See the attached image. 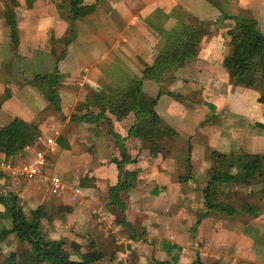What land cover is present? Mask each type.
Segmentation results:
<instances>
[{
    "label": "crops",
    "instance_id": "0c3cea01",
    "mask_svg": "<svg viewBox=\"0 0 264 264\" xmlns=\"http://www.w3.org/2000/svg\"><path fill=\"white\" fill-rule=\"evenodd\" d=\"M61 1L0 0V128L20 118L38 128V139L52 137L58 144L41 175L18 181L5 197L27 215L44 206L51 217L40 220L43 236L76 244L79 249L70 253L74 261L86 256L92 259L89 264H264V249L259 248L264 245V208L257 215L243 214L245 219L220 209L206 214L203 194L198 198L191 185L182 182L183 176L173 174L172 158L162 153L152 156L139 139L129 137L132 114L115 120L105 113L114 133L122 138L120 147L103 123L71 120L93 90L125 88L135 79L142 82L141 98L151 102L166 126L202 141L197 146L201 152L264 154V129L258 126L264 118L247 119L263 105L252 107L246 102L248 108H236L244 95L237 96V89H231L222 64L232 53L226 32L234 23L221 18L248 12L260 19L264 0H210L213 4L207 0H81L83 6L94 5V11L74 22L75 37L67 45L59 42L68 30ZM5 9L15 14L16 46L3 16ZM174 10L200 24L209 22L210 29L201 37L195 56L168 74L153 66L160 50L167 45L189 50L187 43L170 33L181 19L173 15ZM54 66L56 84L50 76ZM110 69L120 77L129 75L128 82L112 77ZM205 84L212 88L207 86L204 92ZM181 85L187 86L185 90L191 85L190 96L195 101L205 99L210 110L191 106L193 99L186 97ZM53 98L57 111L51 107ZM225 105L233 111L231 124L220 123L228 115V110H222ZM37 147L35 143L14 156L0 157L22 163ZM52 176L63 190L51 186ZM251 183L262 188L264 175ZM116 186H121L117 195L122 208L111 202ZM121 220L130 227L121 225ZM12 228L10 211L0 202V232ZM21 252L37 258L19 232L0 239V264H19Z\"/></svg>",
    "mask_w": 264,
    "mask_h": 264
},
{
    "label": "trees",
    "instance_id": "16d2710c",
    "mask_svg": "<svg viewBox=\"0 0 264 264\" xmlns=\"http://www.w3.org/2000/svg\"><path fill=\"white\" fill-rule=\"evenodd\" d=\"M207 1L213 4L210 0ZM64 6L68 13L65 17L68 22V30L65 37L59 42L67 45L75 37L74 22L80 17L92 13L94 5L83 6L81 0H64L61 1L59 8L62 9ZM3 16L10 29L12 43L16 46L18 31L15 14L12 10L5 9ZM221 18L231 20L234 23L232 28L227 31L232 53L230 56H226L222 63L229 80L235 85L260 90L261 96L258 101L264 104V34L257 29L255 19L240 14L235 16L222 15ZM170 33L174 38L187 43L190 46V51L192 52L193 49L195 55L196 47L203 36L202 31L191 24L180 22L178 19L177 25L171 29ZM188 54L187 51L179 48L170 45L164 46L153 61V66L162 72L172 74L185 65ZM52 71L50 76L56 84L59 78L55 66ZM141 91L142 82L135 79L129 81L125 88L114 86L100 91L93 90L89 94V98L77 107L71 120L96 125H100L102 121L106 122L109 125L108 135L116 139L120 147L122 138L114 133L111 120L105 113L108 112L115 120H121L132 114L134 123L128 130L129 137L139 139L143 143V147L152 156H156L161 147V141L168 130L165 122L155 112L151 102L141 98ZM56 103L55 98H53L51 105L54 106L55 111L59 110ZM93 109H96L97 112ZM258 126L264 129V124ZM38 135L39 130L34 124L15 118L8 125L0 128V154L11 157L20 153L35 144ZM64 147L67 148V146ZM120 149L122 150V147ZM121 157V161H125L124 152H121ZM211 159V177L202 191L206 214L213 209H220L227 215L237 214L238 209L218 200L221 187L231 178L230 170L232 168L242 173L243 180L252 181L261 173V170H264V154L238 151L221 155L212 152ZM120 188L121 186L113 188L110 198L114 206L117 203L116 206L122 208L121 199L117 195ZM0 202L9 209L13 222L11 230L0 232V239L10 232L17 231L21 234V240L29 245L30 250L37 256V258H33L21 252L18 255L19 264H89L92 262V259L86 256H81L77 261L70 259V253L79 249L76 244L67 245L64 241L49 240L43 236L39 227L40 220H50L51 217L44 206L37 207L27 215L9 197H0ZM241 211L256 215L260 213V209L251 205L241 206ZM52 214L54 215L56 212L52 211ZM121 217L123 219L122 215ZM119 222L125 228L130 227L125 220ZM163 264L173 263L164 262ZM194 264H198V262Z\"/></svg>",
    "mask_w": 264,
    "mask_h": 264
},
{
    "label": "rangeland",
    "instance_id": "374dc122",
    "mask_svg": "<svg viewBox=\"0 0 264 264\" xmlns=\"http://www.w3.org/2000/svg\"><path fill=\"white\" fill-rule=\"evenodd\" d=\"M174 14L178 15L179 18H181L180 21H185V22L193 25L194 27H197L198 30L202 31L203 34H207V32L210 29V26L208 25L209 22H204L207 24H203V22H201V24H202L201 25L200 22H198V20L195 21L193 18L186 16V15H183V13L180 10H176V11L174 10L173 15ZM239 14L244 16V17L255 19V21L257 23V29L259 30L260 33L264 34V15L262 18L257 19L253 16V14H250L248 12H240ZM61 15L63 18H65L68 15L65 6L61 9ZM226 34H227V32H226ZM228 38H229V36H228ZM176 46H178V45H175V46L173 45V47H176ZM188 46H186V47H188ZM188 48H189V50H188L189 54L188 55L193 57L194 50L192 49V52H191L190 46ZM196 49H197V47H196ZM189 56H188V59L190 58ZM46 62H49V60ZM117 66H118V64L115 67H117ZM113 69H110V74H111V72H113V74H111L112 77H116L118 79L121 78L124 81L123 84L128 82L127 77H129V75L127 76L125 74L123 77H120L119 73H115L113 71ZM168 74H170V73H168ZM153 76H151V78L155 79ZM135 78L137 79V77H135ZM175 82H176L175 77H171V83L174 84ZM229 82H230L232 90L237 89V92H238L237 96L244 95L242 98H239L240 101H243V103L241 102V104H240L239 100H238L236 103V108H239L238 105L240 106V109L248 108V107H245L246 102L248 103L247 106L251 105L252 107H258V105H257L259 103L258 99L261 96L260 90H257V88H253V87H248V86H243V85H235L230 80H229ZM190 86L191 85H188V89L185 90L187 88V86L181 85V91L185 90L184 92H186L185 93L186 97L187 98L191 97V99H193V102H197V103H193L190 101L191 106L197 105L199 108L204 106V108H207L210 110L208 102H206L205 99H202L201 98L202 96H200V97L198 96L199 98H201L202 102L200 100L195 101L194 96L192 94L190 96V92H188V90L191 89ZM205 86L206 87L204 88V92H205V90H207V86H210L212 88V86L208 85V84H205ZM242 91H243V93H242ZM183 97H185V96H183ZM175 101L179 102L178 99H176ZM259 104L263 105V106H261V107H263V110H260V112H257L255 114H252L247 119H250L252 121H256L260 117H261V119L264 118V104H262V103H259ZM241 105L243 107H241ZM51 107L54 108L53 105ZM53 108H50V109H53ZM222 108H224V109H222V110H224V112L228 110V115L220 123L222 124L224 122V124H226V123L231 124L232 123V117H233V114H231V113H233L231 107L229 105H225ZM226 120H228V122ZM102 123H103V128H105V131H107L109 125L103 121H102ZM167 130L168 131L165 134L163 140L161 141V147H160L157 154L162 153V154L166 155L167 157L172 158V160H173V163H172L173 174L183 176L182 182L183 183H189V185H191V188L193 189L192 193L196 194L199 198L202 194L203 188L206 186L207 182L209 181V179L211 177L210 176L211 175L210 174V167L212 164V159H211V155H209V154H212L210 152L211 150L207 149L205 152H201L200 148L197 146L202 145L203 144L202 141L197 143L198 142L197 140H194L193 138L191 139V138L183 137L182 135L177 134L171 128L167 127ZM107 134H108V132H107ZM109 137H111V139L116 143V146L118 147L119 145H118L116 139H114L112 136H109ZM199 139L201 140L202 137L199 136ZM194 142H196L197 144ZM141 144L143 145L142 142H141ZM235 152H238V151H235ZM230 172H231L232 176L221 187L218 200H220L221 202H223V203H225V204H227V205H229L235 209H238L239 212L237 214L242 215L241 219H245L243 214H246V213L241 211V206L251 205L252 207H256L260 210H263V208H264V203H263L264 186L261 188L260 186H262V185L251 183L253 180L256 179V177L252 181H245L243 179H240L237 175H242V173H240V171L235 169V168H232L230 170ZM259 175H264V170H261V173H259ZM259 175H257V176H259ZM221 212H223V211H221ZM249 215H256V214L250 213ZM253 233L256 236V234L258 232L253 231ZM259 248L264 249V245L260 246Z\"/></svg>",
    "mask_w": 264,
    "mask_h": 264
},
{
    "label": "built area",
    "instance_id": "2783aa9c",
    "mask_svg": "<svg viewBox=\"0 0 264 264\" xmlns=\"http://www.w3.org/2000/svg\"><path fill=\"white\" fill-rule=\"evenodd\" d=\"M36 143L38 147L25 162L17 163L0 157V197H5L12 192L18 181L39 177L48 156L55 154L58 149V144L52 137L38 139ZM49 182L54 189H64L63 184L55 176L50 177Z\"/></svg>",
    "mask_w": 264,
    "mask_h": 264
}]
</instances>
